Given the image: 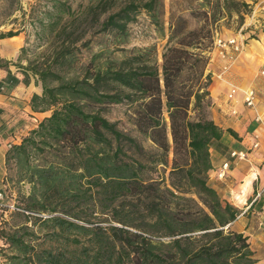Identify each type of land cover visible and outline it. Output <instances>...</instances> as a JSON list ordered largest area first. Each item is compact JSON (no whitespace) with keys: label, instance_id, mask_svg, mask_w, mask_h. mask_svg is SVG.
Masks as SVG:
<instances>
[{"label":"trees","instance_id":"obj_1","mask_svg":"<svg viewBox=\"0 0 264 264\" xmlns=\"http://www.w3.org/2000/svg\"><path fill=\"white\" fill-rule=\"evenodd\" d=\"M51 4L59 14L72 13L65 0ZM161 6L162 0H95L69 23L90 15L95 31L123 42L126 24L141 9L158 26ZM246 6L197 0L170 10L160 63L152 45L132 46L119 59L92 64L99 52L92 54L80 74L60 73L71 66L83 34L67 31L68 41L32 69L40 92L28 104L48 113L4 150L15 181L27 180L30 189L25 204L11 200L17 208L7 209L6 177L0 178V210L24 217L0 226L2 264H264L252 256L246 235L228 225L238 208L206 182L211 152L225 149L223 132L235 134L209 115L208 52L218 19L231 10L242 17ZM186 9L194 26L187 25ZM62 32V26L55 31ZM18 81L9 69L0 79L3 89ZM117 102L128 103L141 137L100 113ZM12 132L0 126V134ZM158 166L166 177L154 175Z\"/></svg>","mask_w":264,"mask_h":264},{"label":"rangeland","instance_id":"obj_2","mask_svg":"<svg viewBox=\"0 0 264 264\" xmlns=\"http://www.w3.org/2000/svg\"><path fill=\"white\" fill-rule=\"evenodd\" d=\"M65 1L70 6L71 14H59L51 6L52 0H0V32L11 31L14 33L0 38V52L2 54L0 57V79L3 78L7 69L18 75L22 82L20 94L28 98L32 92H40V81L36 78L32 69L43 67L54 55V51L62 43L68 41L65 36L67 31L74 30V34L81 31L83 34L80 39L74 42L78 47L74 49L75 59L72 61L71 66L60 69V73L80 74L83 66L90 64L92 54L99 52L96 57L92 58L94 59L92 64H94L104 58L119 59L132 46L152 45L156 60L160 63V53L168 35L167 25L170 10L182 9V7H187L190 3L192 5L197 0H162L161 11L158 14V26L151 20L146 11L139 10L135 17L126 24V35L123 42L118 41L112 32L95 31V24H92L90 15H87L85 19L80 16V18L69 23V17L95 0ZM242 1L248 3L242 17L237 16L233 10L230 11L229 15H223L216 22L213 36L236 35L238 39L242 40V47L235 58L229 62L227 70L230 65H234L237 76L242 78L240 79L242 84H247L248 78L250 82L263 77L257 72L264 68V0ZM183 11L187 19V25L189 27L194 26L196 20L188 14L187 9ZM159 25L160 28H158ZM60 26L65 28V32L55 33ZM84 40H87L86 46L80 44ZM208 55V62L214 61L216 58L219 60L220 70L223 60L212 46ZM23 77L27 78L26 83L23 82ZM99 111L108 120L115 121L119 128L141 137L133 129L130 119V107L127 102L110 103L100 108ZM42 112H46V110H42ZM6 113L11 115L9 111ZM27 115H29L28 112ZM142 143L149 145V141L145 138L142 139ZM2 149L1 146L0 152ZM170 156L171 152L169 150L168 159ZM12 166L10 161H0V178L6 177L5 185H1L4 192L3 201L10 202L14 200L23 205L26 202L30 185L27 180L15 181ZM159 173H163L164 177L167 175L166 169L162 171L161 166H158V171L154 175ZM23 220L22 215L15 214L11 216L8 211L0 210V226L8 228L10 225ZM77 221L81 222V220ZM27 223L29 224V221ZM4 252L5 244L0 239V264L4 261Z\"/></svg>","mask_w":264,"mask_h":264},{"label":"crops","instance_id":"obj_3","mask_svg":"<svg viewBox=\"0 0 264 264\" xmlns=\"http://www.w3.org/2000/svg\"><path fill=\"white\" fill-rule=\"evenodd\" d=\"M218 63L219 60L216 58L214 61L208 62L206 66V71L210 73V83L207 86L211 101L209 115L222 128L230 127L235 134L223 132L221 141L224 143L225 149L221 152L216 150L211 152V167L207 170L206 182L215 188L221 199L238 208V213L228 225L246 235L252 256L257 262L264 263V129L259 121L254 120L253 110L242 104L239 91L235 93L232 101L227 102L224 99L228 82L236 83L242 87L251 86L256 96L255 108L261 113L264 123V110L261 108L264 104V75L258 71L257 73L263 77L250 82L248 78L247 84H242L240 80L242 78L237 76L234 65H230L229 69L220 76L217 75L219 72ZM21 85L22 82L19 78L16 85L0 91V126L4 127L6 124L5 127L12 131L17 130L24 134L28 127L35 124L29 117L30 113H39L40 115L37 116H42L41 114H47L48 111L32 110L28 104L29 98L20 94ZM17 94L19 95L17 96ZM232 103L238 112L236 116L228 113V107ZM7 111L11 112V115L6 113ZM254 133H256L258 142L257 146L252 148L250 144L254 140ZM7 138V133L0 134V147H3L0 152L1 162ZM230 148L246 149V158L232 160L227 153ZM225 159L229 162L228 167L225 169L224 176L217 178L215 170Z\"/></svg>","mask_w":264,"mask_h":264},{"label":"built area","instance_id":"obj_4","mask_svg":"<svg viewBox=\"0 0 264 264\" xmlns=\"http://www.w3.org/2000/svg\"><path fill=\"white\" fill-rule=\"evenodd\" d=\"M242 47V40L238 39L236 35H230L227 37L221 36H213L212 38V48L215 49L219 56L223 60V64L221 65V69L219 70L217 75H221L224 71L227 70L229 62H231L237 53L240 51ZM260 74L264 75V68L259 70ZM3 84L0 83V91L3 90ZM239 91L241 93V102L245 107L251 108L253 110V118L256 121H259L262 124V128L264 129V123L262 122L261 113L255 108V91L251 86H240L233 82H228L227 90L224 93V99L227 102L233 100L235 93ZM262 110H264V104L261 106ZM228 113L230 115L236 116L238 114L236 107L232 104L228 107ZM30 118L33 122L37 121V114L30 113ZM21 135H23L19 131H14L8 135L7 140L5 141V147L9 146L10 143L18 142L20 140ZM254 140L251 142L250 147L257 146V136L256 133L253 134ZM228 155L232 160L244 159L247 156L246 149H235L230 148L228 151ZM228 160H223L219 167L215 170V177L221 178L224 176L225 169L228 167ZM2 198V192L0 190V200ZM17 208L13 205V203L7 204V209Z\"/></svg>","mask_w":264,"mask_h":264}]
</instances>
